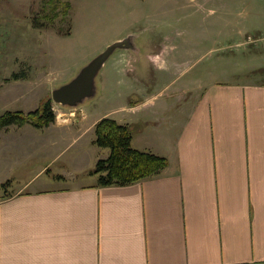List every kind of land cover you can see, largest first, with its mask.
I'll use <instances>...</instances> for the list:
<instances>
[{"label":"crops","instance_id":"1","mask_svg":"<svg viewBox=\"0 0 264 264\" xmlns=\"http://www.w3.org/2000/svg\"><path fill=\"white\" fill-rule=\"evenodd\" d=\"M263 66L162 100L164 128L153 113L119 120L133 147L167 159L123 185L90 173L109 154L94 135L65 153L76 137L60 132L83 116L1 128L0 186L13 191L0 194V264H264Z\"/></svg>","mask_w":264,"mask_h":264},{"label":"rangeland","instance_id":"2","mask_svg":"<svg viewBox=\"0 0 264 264\" xmlns=\"http://www.w3.org/2000/svg\"><path fill=\"white\" fill-rule=\"evenodd\" d=\"M127 35L134 48L110 54L92 96L79 107L52 100L54 87ZM257 59L264 62V0H0V114L33 110L49 98L56 117L83 116L60 132L67 143L76 137L65 153L95 138L89 125L102 117L119 122L153 113L164 128L173 110L162 100L179 101L180 89L201 79L244 78ZM141 101L140 110L128 109ZM4 185L0 194L13 191Z\"/></svg>","mask_w":264,"mask_h":264},{"label":"trees","instance_id":"3","mask_svg":"<svg viewBox=\"0 0 264 264\" xmlns=\"http://www.w3.org/2000/svg\"><path fill=\"white\" fill-rule=\"evenodd\" d=\"M20 74L14 73L12 77L14 79L23 77ZM55 118L51 100L46 98L33 110L4 111L0 114V129L13 124L42 127L54 122ZM94 133L93 143L109 148L108 156L99 158L90 170L91 174L98 175L99 185H123L138 181L158 173L167 165L165 157L132 146V134L127 124L119 123L109 117H102L96 121ZM4 184L6 185V182L1 186L3 187Z\"/></svg>","mask_w":264,"mask_h":264},{"label":"water","instance_id":"4","mask_svg":"<svg viewBox=\"0 0 264 264\" xmlns=\"http://www.w3.org/2000/svg\"><path fill=\"white\" fill-rule=\"evenodd\" d=\"M116 48L133 49V36L127 35L107 45L103 51L82 66L68 82L54 87L51 91L52 100L62 106L79 107L85 98L95 93V77Z\"/></svg>","mask_w":264,"mask_h":264},{"label":"built area","instance_id":"5","mask_svg":"<svg viewBox=\"0 0 264 264\" xmlns=\"http://www.w3.org/2000/svg\"><path fill=\"white\" fill-rule=\"evenodd\" d=\"M248 39H249V40H252V39L250 38V36L248 37Z\"/></svg>","mask_w":264,"mask_h":264}]
</instances>
